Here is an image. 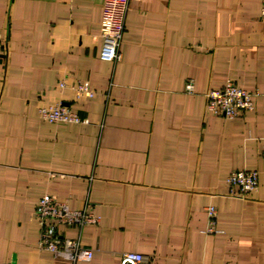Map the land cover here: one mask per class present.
Here are the masks:
<instances>
[{"label": "crops", "instance_id": "obj_1", "mask_svg": "<svg viewBox=\"0 0 264 264\" xmlns=\"http://www.w3.org/2000/svg\"><path fill=\"white\" fill-rule=\"evenodd\" d=\"M102 2L0 0V264H66L37 248L43 195L99 217L60 227L93 250L79 264H264V0H132L115 64ZM228 80L259 94L232 119L205 97ZM76 82L94 95L76 100ZM58 100L88 123L41 119ZM243 169L258 188L230 197ZM208 206L219 233L203 232Z\"/></svg>", "mask_w": 264, "mask_h": 264}, {"label": "built area", "instance_id": "obj_2", "mask_svg": "<svg viewBox=\"0 0 264 264\" xmlns=\"http://www.w3.org/2000/svg\"><path fill=\"white\" fill-rule=\"evenodd\" d=\"M132 0H103L102 16L100 21L101 58L113 64L120 61V46L124 32L126 12ZM140 1V0H137ZM260 19L264 21V5L260 11ZM59 89L66 88L61 81ZM74 98L92 97V92L86 83L76 82L69 86ZM187 93H193L192 80L184 85ZM259 94L251 93L228 80L220 89H213L205 94L207 110L213 114L222 115L228 119L236 118L243 112L252 109L253 100ZM41 119L49 123L81 124L88 123L81 119L77 113L65 106L61 100L54 104H44L38 110ZM262 158L264 160V138L262 139ZM228 195L234 198H244L258 188V173L254 170H235L226 178ZM207 226L205 234H216V209L208 206ZM36 216L40 226V235L37 248L48 251L66 264H79L90 261L93 250L82 245L79 235L76 238H67L62 234L60 227H74L78 234L89 226H97L99 217L91 211L89 206L82 209H71L66 200L59 201L50 195H43L36 206ZM119 264H146L143 256L136 252L120 253Z\"/></svg>", "mask_w": 264, "mask_h": 264}, {"label": "water", "instance_id": "obj_3", "mask_svg": "<svg viewBox=\"0 0 264 264\" xmlns=\"http://www.w3.org/2000/svg\"><path fill=\"white\" fill-rule=\"evenodd\" d=\"M7 264H16L15 255L12 256L11 261Z\"/></svg>", "mask_w": 264, "mask_h": 264}]
</instances>
